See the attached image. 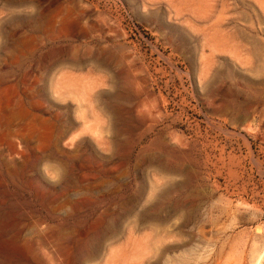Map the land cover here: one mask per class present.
<instances>
[{
  "label": "rangeland",
  "instance_id": "obj_1",
  "mask_svg": "<svg viewBox=\"0 0 264 264\" xmlns=\"http://www.w3.org/2000/svg\"><path fill=\"white\" fill-rule=\"evenodd\" d=\"M0 264H264V0H0Z\"/></svg>",
  "mask_w": 264,
  "mask_h": 264
},
{
  "label": "bare ground",
  "instance_id": "obj_2",
  "mask_svg": "<svg viewBox=\"0 0 264 264\" xmlns=\"http://www.w3.org/2000/svg\"><path fill=\"white\" fill-rule=\"evenodd\" d=\"M110 225V224H109ZM107 233V232H106ZM93 242H94V240H93Z\"/></svg>",
  "mask_w": 264,
  "mask_h": 264
}]
</instances>
